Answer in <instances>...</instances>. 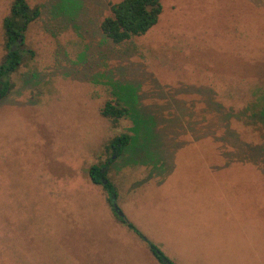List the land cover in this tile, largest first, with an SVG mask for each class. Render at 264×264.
<instances>
[{
    "label": "rangeland",
    "instance_id": "374dc122",
    "mask_svg": "<svg viewBox=\"0 0 264 264\" xmlns=\"http://www.w3.org/2000/svg\"><path fill=\"white\" fill-rule=\"evenodd\" d=\"M24 1L37 16L0 98V264H159L144 241L173 264H264V0H159L118 45L98 26L122 0ZM121 89L130 115L103 118ZM120 135L106 178L140 237L86 176Z\"/></svg>",
    "mask_w": 264,
    "mask_h": 264
},
{
    "label": "trees",
    "instance_id": "16d2710c",
    "mask_svg": "<svg viewBox=\"0 0 264 264\" xmlns=\"http://www.w3.org/2000/svg\"><path fill=\"white\" fill-rule=\"evenodd\" d=\"M160 11L159 0H122L109 6V16L100 22L98 28L106 39L112 44L118 45L133 37L141 36L148 31L156 23ZM36 16L37 12H29L24 0H12L8 15L2 19L1 27L6 54L0 62V98L4 97L9 89L8 76L20 64L21 54L18 46L22 44L23 34L27 25ZM13 46L15 50L11 51ZM111 95L114 98L112 101L103 104L100 115L112 121L128 117L130 111L127 100H129L130 94L121 89L114 91ZM260 117H264V105L261 109ZM145 130L147 132V127ZM132 140L126 135L113 137L104 146L109 157L100 165H90L86 169V176L90 184L100 186L103 189L108 207L117 221L140 237V233L137 232L131 223L124 217H118L114 213L112 206L115 203L117 193L112 183L106 178L107 165L112 162L113 158H118L127 152L131 147ZM144 242L155 261L159 264H173L164 257L154 244L148 241Z\"/></svg>",
    "mask_w": 264,
    "mask_h": 264
},
{
    "label": "water",
    "instance_id": "95a60500",
    "mask_svg": "<svg viewBox=\"0 0 264 264\" xmlns=\"http://www.w3.org/2000/svg\"><path fill=\"white\" fill-rule=\"evenodd\" d=\"M15 47H11V51H14ZM104 184V182H103ZM112 209L114 211V213L118 216V217H122V213L118 210V208L115 206V204H113Z\"/></svg>",
    "mask_w": 264,
    "mask_h": 264
}]
</instances>
